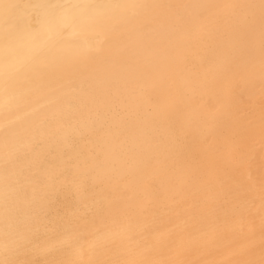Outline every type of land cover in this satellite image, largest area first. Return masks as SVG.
<instances>
[{"label":"bare ground","instance_id":"bare-ground-1","mask_svg":"<svg viewBox=\"0 0 264 264\" xmlns=\"http://www.w3.org/2000/svg\"><path fill=\"white\" fill-rule=\"evenodd\" d=\"M0 264H264V0H0Z\"/></svg>","mask_w":264,"mask_h":264}]
</instances>
